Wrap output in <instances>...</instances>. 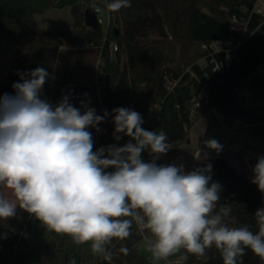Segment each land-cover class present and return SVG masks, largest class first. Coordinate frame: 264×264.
I'll return each mask as SVG.
<instances>
[{
  "label": "clouds",
  "instance_id": "clouds-1",
  "mask_svg": "<svg viewBox=\"0 0 264 264\" xmlns=\"http://www.w3.org/2000/svg\"><path fill=\"white\" fill-rule=\"evenodd\" d=\"M130 6L131 0H111L107 9ZM50 78L45 68L37 67L20 73L21 82L12 85L14 95H0V185L14 196L0 195V220L22 209L77 245L91 242L92 253L103 254L106 261L112 260L106 246L127 239L133 224L142 235L150 233L146 247L156 261L181 248L203 256L213 246L223 264H237L245 249L264 260V207L254 214L258 232L247 225L229 227L224 218L230 207L214 214L222 186L210 183L211 163L191 171L183 165H158L172 147L167 133L144 129L141 114L125 107L98 115L90 101L75 107L69 95L53 105L42 98ZM110 115L114 140H129L93 151L88 129L99 132L98 125ZM204 144L222 151L215 139ZM145 151L149 162L142 159ZM196 158L207 154L199 152ZM252 172L251 182L264 193V156L257 158ZM120 251L128 254L127 248Z\"/></svg>",
  "mask_w": 264,
  "mask_h": 264
},
{
  "label": "trees",
  "instance_id": "trees-1",
  "mask_svg": "<svg viewBox=\"0 0 264 264\" xmlns=\"http://www.w3.org/2000/svg\"><path fill=\"white\" fill-rule=\"evenodd\" d=\"M111 0H109V3ZM256 0H131V6L117 11V28L109 32V42L118 43L117 61L110 58L108 44L103 50L105 88L102 93L104 108L112 113L118 107L134 108L143 120L149 110L156 104H162L161 130L168 135V143L173 147L171 155H176L178 147L187 139V131L193 125L191 110L193 100L203 86L208 87L209 105L221 113L235 115L245 120L255 115L239 104L236 90L251 79L257 70L264 66V19L253 12ZM70 8L73 25L71 29H41L36 24V16L50 8ZM86 0H0V30L8 37L11 50L10 70L4 82L0 81V95H3V83L13 85L21 82L20 73H27L37 67H43L51 77L44 85L42 98H50L57 105L63 96L69 95L75 107L86 102L88 94H94V108L98 115L104 113L93 86L82 82L72 83L65 78L55 81L56 67L60 62L71 67L78 62L68 63L61 47L65 43L85 40L101 46L104 39L102 31L90 30L85 25L84 11ZM232 20H245L250 34L240 46V34L231 26ZM173 39L187 47V44L199 43L210 46L213 42L230 43L235 47L229 53H213L209 50L196 57L186 56L184 67L168 68L172 61V52L168 41ZM96 53V58L99 51ZM80 53V52H77ZM206 57L207 67L202 68L197 62ZM230 57V66L224 74L213 72V59L221 63ZM123 58V61H122ZM83 59V58H82ZM168 80L177 83L171 91ZM145 85V86H144ZM257 85L260 84L257 82ZM87 94V95H85ZM112 121V117L110 115ZM103 123V122H102ZM98 125L102 130L92 133L93 151L102 146L114 144L113 129L106 119V126ZM110 127L108 133L105 128ZM158 131V132H160ZM145 162L151 160L147 151L142 153ZM158 165H166L157 162ZM212 164L211 182L222 186L220 200L215 212L227 205L231 211L224 218V223L233 227L249 226L256 233L258 225L255 220L257 209L264 207V193L258 187L242 178L234 168L222 158L200 161L194 168ZM193 168V169H194ZM106 171H113L107 169ZM0 185V192H1ZM34 216L22 209H17L14 217L0 220V264H27L28 234L35 223ZM52 235L58 241V252L49 264H93L94 254L91 242L77 245L70 236ZM142 234L133 224L131 235L121 241L113 240L106 248L112 254V260L105 259L98 264H153L137 249ZM127 248L128 254L120 251ZM180 249L169 257L181 255ZM187 264H223L220 251L215 246L206 249L203 256L193 255L185 250ZM237 258V264H264L250 249Z\"/></svg>",
  "mask_w": 264,
  "mask_h": 264
},
{
  "label": "rangeland",
  "instance_id": "rangeland-1",
  "mask_svg": "<svg viewBox=\"0 0 264 264\" xmlns=\"http://www.w3.org/2000/svg\"><path fill=\"white\" fill-rule=\"evenodd\" d=\"M88 0H86L87 3ZM264 1V0H263ZM87 7L89 8L87 3ZM72 15L70 8L55 9L50 8L44 13L36 16V24L41 29L57 28L69 29L72 27ZM245 20H232L231 26L237 31L242 41H246L250 36ZM169 45L172 52V61L166 65L168 68H176L181 66L185 72L190 71V67H184L186 56L196 57L197 54H203L206 51L213 53L226 52L235 50L230 43L213 42L210 46H204L199 43L183 44L170 39ZM13 46L8 37L0 30V81L4 82L10 70L11 50ZM69 53V56H73ZM230 58V57H229ZM83 67L80 70L82 79L89 86H93L95 69H96V53L83 57ZM202 68L207 67L206 57L197 62ZM61 66L58 67V70ZM257 82L260 84L257 85ZM178 82L173 83L169 80L167 85L173 89ZM145 86V85H144ZM206 90V88H205ZM207 92L202 94L205 99L202 107L192 116L193 125L187 131V139L179 147L178 152L184 153L188 162L187 170H193L196 163L200 161H208L213 158H222L228 162L234 170L245 180L251 182L253 177L252 169L257 162V158L264 156V66L260 67L254 76L240 86L235 94L239 99V104L250 110L255 117H249L245 120L238 119L235 115L221 113L216 108L209 105ZM86 102L90 101L89 107H93L96 103L94 94L86 96ZM106 121L102 126H106ZM111 127V126H110ZM110 127L105 128V132L110 131ZM103 127H101L102 130ZM89 130V129H88ZM100 130V131H101ZM215 139L221 144L222 151L217 153L215 150L208 149L204 141ZM201 157L207 154V158L197 159L198 154ZM0 195L9 200H13L14 196L10 189L1 186ZM229 227H233L232 223H226ZM150 234V233H149ZM27 243V264H49L50 259L58 252V241L52 232L48 230L41 222L35 223L31 231L26 234ZM140 253L145 256L153 264H164L165 260H154L151 253L147 250L146 242H140Z\"/></svg>",
  "mask_w": 264,
  "mask_h": 264
},
{
  "label": "built area",
  "instance_id": "built-area-1",
  "mask_svg": "<svg viewBox=\"0 0 264 264\" xmlns=\"http://www.w3.org/2000/svg\"><path fill=\"white\" fill-rule=\"evenodd\" d=\"M87 3H88V6L93 7L95 9L97 22H98V25H100L99 26L100 31H102L104 33V39H103L102 45L97 46L95 43L90 42L87 38H85V40L83 39L81 41H76L74 43H65L61 47V50L68 51V52L96 51V50L99 51V54L97 56L98 61L96 63L95 76H94L95 79H94L93 87H94L96 94L98 96V101H99L100 106L103 108V111H107L104 108L103 103H102V93H103V90L105 88V77H104L105 64L103 61V55L102 54H103V50H104L105 46L109 42V32L111 30H116V28L118 26L117 22H116L117 13L116 12H110L107 9V4L109 3V0H88ZM87 3H86L85 9L88 8ZM253 12L262 16V18L264 19V1L263 0H256V2L254 4ZM89 29L92 30L91 28H89ZM243 42L244 41L240 40L239 43L237 44V46H240ZM108 49L110 52L111 60L117 61V52L119 49L118 43L110 41L108 44ZM122 61H123V58H122ZM211 62L214 64L213 72L223 75L225 68L230 66L231 59L229 57H227L226 61L221 62V63H219V62L215 61V59H213ZM205 88H206V90H205ZM168 89L172 91L174 88L170 89L168 87ZM205 92H207L206 98L209 99L208 87L203 86L201 92L197 96H195V98L193 100L191 117L194 116V114H196L195 112L197 110H199L202 107L203 102H205V99L202 96V94H205ZM130 109L134 110L133 107H131ZM162 110H163L162 104L159 103V104L154 105L149 110L147 116L144 118V123L142 124V127L146 130H149V131H156V132L160 131L161 122H162ZM107 120L110 122L112 129H113V132H114V125L110 119V116L107 118ZM113 140H114V138H113ZM128 140H129V138L125 136L120 141L114 140V144H117L118 146H122ZM172 150H173V147H171L170 150L166 154H162L160 156V158L157 160V162L165 163L166 165H168V164H175L177 166L183 165L185 171H188L187 170L188 162L185 158L184 153L177 152L176 155H171L170 151H172ZM145 236L150 237V234L146 232L142 235V239L137 244V249L139 252L141 249L140 242L143 240L147 243V241L145 240ZM181 249H183V248H181ZM103 260H104L103 254L95 255L93 264H98L99 262H101ZM164 260H165L164 264H187L188 256L185 252V249H183V252L181 255L176 256V257H167Z\"/></svg>",
  "mask_w": 264,
  "mask_h": 264
},
{
  "label": "crops",
  "instance_id": "crops-1",
  "mask_svg": "<svg viewBox=\"0 0 264 264\" xmlns=\"http://www.w3.org/2000/svg\"><path fill=\"white\" fill-rule=\"evenodd\" d=\"M64 9V8H63ZM73 25V23H72ZM72 28V27H71ZM69 28V29H71ZM45 30H52V29H45ZM63 51V54L64 56H66L67 58V61H69L68 63H74L76 60L75 59H78L79 61L76 62V64L74 63L73 66L71 67H68L65 65L66 62H60L57 67H56V78H55V81H62V80H65L68 79V80H71L72 83H79V82H82L84 85H88L84 82V80L82 79L81 77V74H80V70L82 69L83 67V61L82 58L87 56V55H94V52L93 51H80V53H77V52H68V51ZM69 53H73L72 57L69 56L68 54ZM97 60V58H96ZM98 61V60H97ZM96 61V63H97ZM61 66V69L58 70V67ZM48 101H50V98L47 97V98H44Z\"/></svg>",
  "mask_w": 264,
  "mask_h": 264
},
{
  "label": "water",
  "instance_id": "water-1",
  "mask_svg": "<svg viewBox=\"0 0 264 264\" xmlns=\"http://www.w3.org/2000/svg\"><path fill=\"white\" fill-rule=\"evenodd\" d=\"M84 19H85V25L88 28H91L92 30L99 31L100 25H98L95 9L93 7H89L85 9L84 11ZM2 93H8L9 95H14L15 90L12 88V85L3 83L1 86Z\"/></svg>",
  "mask_w": 264,
  "mask_h": 264
}]
</instances>
